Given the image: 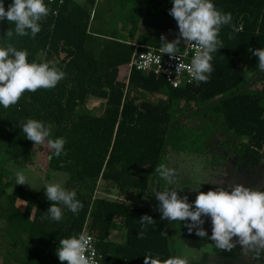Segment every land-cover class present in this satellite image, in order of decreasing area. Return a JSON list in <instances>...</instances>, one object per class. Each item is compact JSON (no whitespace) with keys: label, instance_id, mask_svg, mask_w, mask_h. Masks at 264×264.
<instances>
[{"label":"trees","instance_id":"trees-1","mask_svg":"<svg viewBox=\"0 0 264 264\" xmlns=\"http://www.w3.org/2000/svg\"><path fill=\"white\" fill-rule=\"evenodd\" d=\"M59 1L44 0L58 14L50 13L41 22L35 38L14 34L9 42L17 50L27 49L29 62L55 61L67 75L52 89L26 91L7 109L0 105V144L17 165H26L32 161L34 144L25 137L21 125L28 119L51 125L53 139H66L67 155L47 158L46 166L67 174L65 188L75 190L83 208L76 215L65 209L58 222L42 219L52 203L46 199L45 187L31 190L18 185L10 193L0 189V200H4L0 223L19 231L10 215L13 205L21 199L34 207L30 224L21 234V247L17 252L13 248L10 264H62L56 256L59 240L79 234L86 221L104 257L101 264H144V257L164 260L175 256L170 222L162 220L157 211L159 201L155 208L146 209L94 197L96 182L102 180L120 193L132 189L151 193L153 182L157 190L156 168L165 164L169 149L204 155L215 146L226 153L211 152V168H222L232 155L234 168H258L264 158V70L255 80L258 87L254 91L238 89L261 70L250 49L264 48V0H212L217 9L232 14L231 24L223 26L218 37L224 47L212 54L214 71L207 83L195 81L178 88H171L162 77L135 70L127 83L118 78L119 68L131 57L130 42L142 45L139 51L145 46L162 47L160 38L138 33V28L178 35L177 23L168 12L172 0H106L107 9L116 8L121 21L130 25L132 41L90 31L96 0ZM3 2L7 10L12 0ZM10 27L14 29L6 19L0 21V37ZM246 74H251L250 79L246 80ZM90 97L101 100L98 114L87 105ZM218 135L225 139L219 140ZM3 179L0 172V187L10 183ZM216 186L200 182L198 189L207 192ZM144 214L155 224L148 225L144 237L138 239L142 230L139 219ZM116 218H121L125 228L124 241L109 239ZM186 236L214 243L195 235V229L191 234L186 230ZM220 254L235 259L236 248ZM207 257L203 252L192 264H205Z\"/></svg>","mask_w":264,"mask_h":264},{"label":"clouds","instance_id":"clouds-1","mask_svg":"<svg viewBox=\"0 0 264 264\" xmlns=\"http://www.w3.org/2000/svg\"><path fill=\"white\" fill-rule=\"evenodd\" d=\"M178 26V35L171 42L165 36H160L162 55L176 58L181 51V42L189 44L195 51L191 58L188 71L191 78L197 82L207 83L214 71L211 61L213 53L223 48L219 39L221 28L230 25L232 14L216 8L212 0H172L168 10ZM57 15L44 0H12L5 10L3 0H0V21L7 20L10 27L0 37V105L7 109L17 104L22 95L36 92L38 89H52L66 77L55 61H28L27 49L17 50L9 41L13 35L35 38L41 31V22L49 14ZM258 57V66L264 70V48L250 49ZM161 55V56H162ZM185 55L187 52L185 51ZM159 57V61H160ZM21 131L34 145L47 143L53 156L59 158L67 155L64 137L52 138L51 125L36 119H28L21 125ZM158 175L168 185L174 183L175 170L161 163L157 168ZM16 184L24 185L27 177L23 171L15 173ZM46 199L51 203L42 219L60 221L64 210L73 215L79 213L83 204L76 198L75 190L69 191L60 183H49L44 188ZM196 191L195 200L191 203L187 195H178L177 190L165 188L157 191L154 196L159 205L157 211L161 219L170 221H186L185 227L191 234L201 239L207 237L214 242L215 247L222 251H231L239 244L241 253L253 261L264 262V190L245 186L235 179L224 180L207 192ZM204 217H210L211 236L203 228ZM139 222L142 230L137 238L144 237L148 225H154L155 220L144 214ZM93 237L87 232L72 234L61 238L56 249V256L64 264H99L93 249ZM196 257L172 256L161 260L159 257H144V264H192Z\"/></svg>","mask_w":264,"mask_h":264},{"label":"rangeland","instance_id":"rangeland-1","mask_svg":"<svg viewBox=\"0 0 264 264\" xmlns=\"http://www.w3.org/2000/svg\"><path fill=\"white\" fill-rule=\"evenodd\" d=\"M144 2V0H143ZM93 11L94 17L91 18L90 22V31L96 32L99 34H103L106 36L115 35V32L118 31L117 28L120 26L121 31H125V37L127 40H134L130 38L128 35V29L130 27L129 24L121 21V14L117 12L116 8H108L106 7V0H97V3L91 8ZM98 30V31H96ZM137 32L145 33L151 36H156L160 38L163 34L168 42H171L173 39L177 37L175 34H171L168 32H164L158 29L142 27L141 30H137ZM120 36V35H115ZM185 43L181 42V49L183 48ZM41 58V55H38ZM246 80L250 79L251 74H246ZM118 78H125V66H121L118 72ZM258 87L255 82L251 83L247 88L249 91H254ZM87 105L92 108L93 114H98L101 110V100L95 97H90L87 101ZM52 134V133H51ZM219 140L223 141L225 136H217ZM216 140V139H215ZM3 146L0 144V172L3 173L4 179L3 181H9L10 183L6 185H2L0 189H3L6 193H10L18 184H16V176L15 173L17 171H23L27 177V183L23 186L31 189V190H40L42 187H46L49 183H60L61 186H65L67 182V174L65 172L60 171H51L48 170L46 163L48 154L50 152V148L47 143H43L40 145L33 146V158L32 161L27 163L26 165H17L13 159H11L8 154L3 150ZM228 151L231 150V147L227 148ZM217 152L219 155H224L226 150H218L215 146L212 147L211 152ZM210 153L207 154H193V157L190 158L188 156L192 155L191 153L184 152H176L172 149L168 150V153L165 158V165L169 168L175 170L174 178H177L175 182L170 185V189L176 190V187L182 190L178 195L184 196L187 195L188 200H192L193 195H196L195 187L199 182H210L214 183L216 177L213 174H209L214 172L220 178L221 182L224 181L225 175L224 171H229L228 174L231 177L233 174L232 170L234 168L235 155H232L228 161L227 165L225 164L222 168H211L208 164V160L210 158ZM198 157V158H194ZM255 171L237 169L234 174L237 178V182L244 184L245 186L255 187L258 189H264V160ZM211 171V172H210ZM230 179V178H229ZM154 182L151 186V193L155 194L154 190ZM99 182H96L95 190L98 188ZM164 188V187H163ZM184 188V189H183ZM177 189V190H178ZM163 191V190H161ZM148 193V192H147ZM120 195V194H118ZM135 195L131 194V198L133 199ZM138 199H135V201ZM18 201H21L18 200ZM4 200L1 198L0 205H2ZM19 205V204H18ZM11 210V215L16 216L17 218V227L19 226V231L14 228H10L6 223H0V264H10L12 261V257L18 249L21 247V234H24V228L28 224V217H24L21 213L17 212L20 208L17 207ZM21 212V211H20ZM13 227V226H11ZM169 228L173 235V250L175 252V256H183L188 255L189 257H196L194 260L200 259L203 251L211 252L212 255V263L213 264H248L246 261L238 262L236 260H232L229 258L222 257L220 255V250L215 249V244H212L213 250L209 248H205V243L202 241L191 240L186 236L185 222L179 221H170ZM15 248V249H13ZM256 263L264 264V262L257 261ZM253 264V263H249Z\"/></svg>","mask_w":264,"mask_h":264},{"label":"crops","instance_id":"crops-1","mask_svg":"<svg viewBox=\"0 0 264 264\" xmlns=\"http://www.w3.org/2000/svg\"><path fill=\"white\" fill-rule=\"evenodd\" d=\"M72 2L82 3V2H84V0H72ZM96 3H97V0H96ZM93 17H94V14H93ZM93 17H92V19H93ZM90 22H91V19H90ZM141 29L142 28H139V30H141ZM117 30L118 31L115 32V35L117 34V35H120V36H115V35L112 34V36H107V37L118 38V39L126 40L127 41V39L125 37H123V36H125V31L122 32L120 26L117 28ZM96 31H98V30H96ZM92 33H94L96 35H99V36H106V35L99 34V33H96V32H92ZM188 156L190 158H192L193 157V154L192 155H189L188 154ZM194 158L196 159L198 157H194ZM263 160H264V158L261 161H263ZM261 163L262 162H260V164ZM226 165H227V162H226ZM237 169L238 168H236L235 170H232L233 171V174H232L231 177L228 174L229 171L228 172L227 171H224V173H222V175L223 174L225 175L224 180H228L229 178L236 180L237 178L235 177L234 172ZM255 170H253V171H255ZM209 174H213L216 177L215 182L213 184L219 185L220 183H222L221 180H220V178L217 176V174H215L214 172H211ZM177 179H178V177L177 178H174V182ZM98 182H99V186L94 191V197L106 198V199L112 200V201H122V202H124L127 205H130V206H139V207H143V208H146V209H153L156 206V201L157 200L155 199V196L153 195V193H147V191H141L140 193H138L134 189H132V190L126 192V193H120V192H118L117 188L105 184V182H103L102 180H98ZM156 183H157V187H156L157 190L156 189L154 190L155 193L157 191L164 190L166 187L167 188H170V185H168L167 182L165 180H163L160 176L158 177V180H157ZM154 184H155V182H154ZM62 187H65V186H62ZM154 188H155V186H154ZM177 189L178 188L176 187V190ZM179 190L181 191L182 189L179 188L177 191H179ZM195 190H198V184H196ZM118 194H120V195H118ZM131 194L132 195L133 194L135 195V197L133 199L131 198ZM195 197H196V195L194 194L193 195V198H191V199L194 201L195 200ZM135 199H138V201L137 200L135 201ZM18 200H20V199H17V201L15 202V205H17V207L20 208L19 210H17V212H19L22 215H24V217H28V223H27L28 225L26 227H23L24 228V231H26L27 228H28V226H29V224H30V220H31V218L33 216L34 207L30 203H27V202H25L23 200H21V201H18ZM15 208H16V206H14V208L12 207L13 210ZM11 210H10V215H11ZM11 217H13L14 219L17 220V218H15V217H17V215L16 216H12L11 215ZM204 220H205V223H204L203 227H204L205 231L209 234V233H211V220H210V217H204ZM116 223H117L116 227L110 232L109 239L112 240V241H114V242L124 241L125 228L121 225V223H122L121 218H116ZM170 232H171V230H170ZM171 235H172V232H171ZM20 237H21V235H20ZM172 237H173V235H172ZM197 241H199V240H197ZM202 242L205 243V248H209L210 247L213 250V248H212L213 245L212 244H214V243L207 242V241H202ZM235 248H236V258L235 259H232V260H236V261L241 262V263L243 261H246V263H248V264L249 263L259 264V263H256L257 261H253L250 256L246 258L241 253V249H240L239 244H237V246ZM215 249H216V247H215ZM203 252H206L208 254L207 261H206L205 264H213L212 263V259H211L212 257L210 256V254L212 255V253L211 252H208V251H203ZM220 252H221V250H220Z\"/></svg>","mask_w":264,"mask_h":264},{"label":"built area","instance_id":"built-area-1","mask_svg":"<svg viewBox=\"0 0 264 264\" xmlns=\"http://www.w3.org/2000/svg\"><path fill=\"white\" fill-rule=\"evenodd\" d=\"M59 2L61 3L62 0ZM92 16L93 11H91L90 19ZM130 43L133 45V51L128 63L124 65L125 78L122 79L126 83L132 70L138 71L143 75L152 74L156 77H162L171 88H178L195 82L188 71V66L195 51L189 44L185 43L176 58L170 59L167 54L162 55L160 52L161 47L145 46V50L139 51L138 49L142 48V45L135 42ZM185 51L187 55H185ZM159 57H161L160 61ZM82 231L93 237V249L96 253V258L99 259L101 254L96 246L97 240L89 232L88 221L84 223ZM99 264H101L100 260Z\"/></svg>","mask_w":264,"mask_h":264},{"label":"water","instance_id":"water-1","mask_svg":"<svg viewBox=\"0 0 264 264\" xmlns=\"http://www.w3.org/2000/svg\"><path fill=\"white\" fill-rule=\"evenodd\" d=\"M261 72H262V70H260V71L258 72V74L255 75V76L253 77V79H252L248 84L244 85L243 87L239 88L238 90H239V91H240V90H243V89L247 88L251 83L255 82L257 76H258ZM216 101H217V100L212 101V103H213V102H216Z\"/></svg>","mask_w":264,"mask_h":264}]
</instances>
